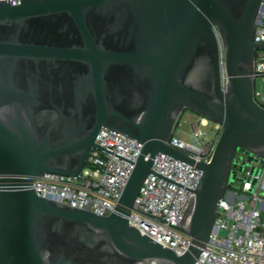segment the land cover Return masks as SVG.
<instances>
[{
	"label": "water",
	"instance_id": "obj_1",
	"mask_svg": "<svg viewBox=\"0 0 264 264\" xmlns=\"http://www.w3.org/2000/svg\"><path fill=\"white\" fill-rule=\"evenodd\" d=\"M263 1L0 0V264H196L237 152L264 161ZM186 109L223 125L209 161L170 144ZM103 127L143 143L114 211L40 195L37 176L81 177L93 149L110 152ZM161 152L202 170L172 224L191 236L182 254L129 221Z\"/></svg>",
	"mask_w": 264,
	"mask_h": 264
},
{
	"label": "built area",
	"instance_id": "obj_2",
	"mask_svg": "<svg viewBox=\"0 0 264 264\" xmlns=\"http://www.w3.org/2000/svg\"><path fill=\"white\" fill-rule=\"evenodd\" d=\"M7 1L13 5L21 3ZM255 40L264 43V7L256 23ZM259 79L263 91L257 89ZM255 97L264 105V49H257L256 53ZM209 123L210 118L199 114L191 122V139L175 131L170 144L197 160L209 161L223 128L216 122L213 135L209 136L210 132L203 128ZM96 141L110 152L93 149L81 177L46 172L35 178V190L44 197L101 215L114 211L143 143L108 127L100 130ZM236 159L233 186L220 204L215 230L196 264H264L263 157L238 151ZM245 163L246 168L242 169ZM153 170L156 173L146 178L129 221L143 234L182 254L189 249L191 236L172 224L184 217L193 197L191 189L199 184L202 170L163 152L154 157Z\"/></svg>",
	"mask_w": 264,
	"mask_h": 264
},
{
	"label": "rangeland",
	"instance_id": "obj_3",
	"mask_svg": "<svg viewBox=\"0 0 264 264\" xmlns=\"http://www.w3.org/2000/svg\"><path fill=\"white\" fill-rule=\"evenodd\" d=\"M257 89L263 91L262 81L260 79L257 81ZM198 116H199V114L197 112L190 110V109H186L181 116L178 127L176 129V133L181 135V136L187 137L188 139H191V136H190L191 122L194 121L195 119H197ZM215 124H216V121L213 119H210L209 125L203 127L205 130L210 132L209 136L213 135ZM246 165L247 164L245 163L243 165L242 169L246 168ZM250 165H252V163ZM263 194H264V192H263ZM222 234L223 235L227 234V231H222Z\"/></svg>",
	"mask_w": 264,
	"mask_h": 264
}]
</instances>
